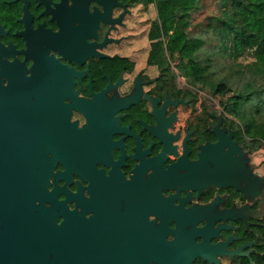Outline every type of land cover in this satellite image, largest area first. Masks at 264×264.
<instances>
[{
    "label": "flooded vegetation",
    "instance_id": "1",
    "mask_svg": "<svg viewBox=\"0 0 264 264\" xmlns=\"http://www.w3.org/2000/svg\"><path fill=\"white\" fill-rule=\"evenodd\" d=\"M137 5L0 0V179L60 264H264V202L211 157L238 135L136 59Z\"/></svg>",
    "mask_w": 264,
    "mask_h": 264
},
{
    "label": "trees",
    "instance_id": "2",
    "mask_svg": "<svg viewBox=\"0 0 264 264\" xmlns=\"http://www.w3.org/2000/svg\"><path fill=\"white\" fill-rule=\"evenodd\" d=\"M129 1L155 8L146 61L159 68V81L175 91L181 74L190 85L219 93L222 109L241 120L238 139H264V0H215L219 14L198 24L193 15L205 0Z\"/></svg>",
    "mask_w": 264,
    "mask_h": 264
},
{
    "label": "water",
    "instance_id": "3",
    "mask_svg": "<svg viewBox=\"0 0 264 264\" xmlns=\"http://www.w3.org/2000/svg\"><path fill=\"white\" fill-rule=\"evenodd\" d=\"M225 147H227L225 149ZM213 148L221 150L213 155ZM234 140L222 135L210 146L215 166L226 173L238 171ZM15 181L0 179V264H60L54 236L53 217L35 212L32 197L20 194Z\"/></svg>",
    "mask_w": 264,
    "mask_h": 264
},
{
    "label": "rangeland",
    "instance_id": "4",
    "mask_svg": "<svg viewBox=\"0 0 264 264\" xmlns=\"http://www.w3.org/2000/svg\"><path fill=\"white\" fill-rule=\"evenodd\" d=\"M132 13L135 29L132 45L140 48L136 50V59L144 61L149 49V43L146 39L147 30L149 22L156 16V11L152 4L146 8L137 5L133 8ZM210 14H219V7L215 0H205V6L194 13L193 22L198 24L204 21L205 15ZM232 34L233 32L230 33V36L227 35L229 44L233 43L232 39H230ZM175 65V62L172 60V67ZM166 85L171 86L172 84L166 83ZM179 90L183 94L185 101L183 109L186 112H204L206 118L213 117L211 115L215 114L221 123L228 126L230 134L237 133L239 129H243L240 124L241 120L233 112H225L222 109L220 104L221 95L219 93H215L211 89H206L199 85H190L183 75L177 74L176 90L173 92L175 93ZM252 103L256 104L253 100ZM254 139L246 136L242 141L239 139L238 142L235 141L238 147L235 154L239 164L238 172H244V179L247 180L248 184L254 186L252 196L264 202V139L259 138L256 141Z\"/></svg>",
    "mask_w": 264,
    "mask_h": 264
}]
</instances>
